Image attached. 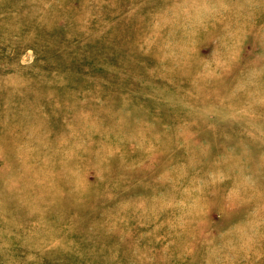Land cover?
Masks as SVG:
<instances>
[{
  "label": "rangeland",
  "instance_id": "rangeland-1",
  "mask_svg": "<svg viewBox=\"0 0 264 264\" xmlns=\"http://www.w3.org/2000/svg\"><path fill=\"white\" fill-rule=\"evenodd\" d=\"M0 264H264V0H0Z\"/></svg>",
  "mask_w": 264,
  "mask_h": 264
}]
</instances>
